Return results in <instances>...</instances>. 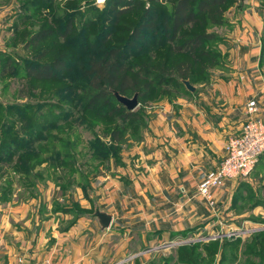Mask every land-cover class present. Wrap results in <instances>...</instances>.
I'll list each match as a JSON object with an SVG mask.
<instances>
[{
    "label": "rangeland",
    "instance_id": "374dc122",
    "mask_svg": "<svg viewBox=\"0 0 264 264\" xmlns=\"http://www.w3.org/2000/svg\"><path fill=\"white\" fill-rule=\"evenodd\" d=\"M104 1L0 0V126L6 128L0 133V140H9L10 145L8 148L0 145V237L11 242L16 256L32 257L37 246L41 247L40 251L50 253L57 243L58 246L62 244L60 250L65 251V235L78 222L97 223L93 217L96 209L113 214L116 219V213L108 212L111 202L114 205V201L118 204L122 200L117 194L115 180L124 171L123 159L126 156V159H132V148L143 140L147 126L139 134L129 131L133 120L123 122L119 113L110 112L115 102L106 110H100L101 113L96 109H83L84 103L78 100L81 92L76 88L88 82L83 75L87 62L102 57L109 47H121L130 41V31L143 18L144 11L152 8L154 13L150 12L147 20L152 19L155 28L143 30L152 47L142 52L130 49L125 62L131 64L163 53L179 42H157L163 20L169 21L171 17V2L159 0L151 4L149 0H136L127 4L126 0ZM252 1L256 2L255 7L262 8L260 14L264 22V0ZM113 10L123 12L117 20ZM68 21L74 28L72 35L66 38L53 35L35 49H22L23 32L27 35V32L53 27L63 30ZM213 31L220 36L224 34V29L214 28ZM262 37L264 39L263 31ZM138 42L142 43L141 40ZM46 47L52 49V55L36 60V54ZM204 48L215 51L211 43ZM218 49L221 51V47ZM60 52L71 56L67 60V71L49 80L33 81L25 77L26 61L42 64ZM5 60L9 63L7 67L3 66ZM193 78V92L179 87L172 98L155 101L161 97L157 95L151 102L139 103L134 110L145 107L149 122L157 103L183 100L194 94L196 87L203 88L210 83L204 75ZM102 111L106 112L103 114ZM140 119L144 121L143 117ZM122 126L125 132L119 140L111 142V131ZM100 143H105L106 147H101ZM263 156L264 153L246 179L237 181L243 183L233 192L234 215L224 218L225 226L192 228L183 235L184 242H207L221 236L225 237L222 242L229 240L227 235L240 240L251 239L255 233L264 232V229H255L264 228V177H260L264 169ZM125 186L128 188L129 184L125 183ZM230 223L235 226L227 227ZM246 243L241 242L238 256ZM263 246L264 240L259 246V256L253 259L255 264H262L264 260ZM201 254L206 257L205 251ZM15 258L17 261L18 257ZM240 258L243 263L245 258ZM205 260L206 264H213L212 259Z\"/></svg>",
    "mask_w": 264,
    "mask_h": 264
},
{
    "label": "crops",
    "instance_id": "0c3cea01",
    "mask_svg": "<svg viewBox=\"0 0 264 264\" xmlns=\"http://www.w3.org/2000/svg\"><path fill=\"white\" fill-rule=\"evenodd\" d=\"M255 5L248 0L231 9L228 26L219 27L224 29L225 65L212 71L210 83L183 100L154 106L145 137L132 148V159H123L124 171L115 180L122 200L110 203L108 212L116 213V219L112 214L109 228L78 222L65 235V251L59 243L50 253L37 246L32 257L16 256L11 242L0 237V264H35L46 258L52 264H175L176 250L191 242H184L180 232L225 226L224 218L234 215L231 200L239 182L212 189V207L197 194V185L224 158L225 143L241 129L249 101L258 103V116L264 119L263 19Z\"/></svg>",
    "mask_w": 264,
    "mask_h": 264
},
{
    "label": "trees",
    "instance_id": "16d2710c",
    "mask_svg": "<svg viewBox=\"0 0 264 264\" xmlns=\"http://www.w3.org/2000/svg\"><path fill=\"white\" fill-rule=\"evenodd\" d=\"M111 1L114 0H105L104 3ZM135 1L126 0L125 3L132 4ZM158 1L149 0L151 4ZM162 1L171 2L173 9L169 21L166 19L162 22V31L157 42L173 43L177 40L179 42L169 46L163 53H155L153 56H148L131 64L125 62L130 49L142 52L152 47L143 33L145 29L152 30L155 28L154 21L152 19L147 20L150 12L154 13V8L148 9L146 12L144 11L142 14L143 18L138 21L136 27L130 31V41L125 42L121 47H109L102 57L90 59L87 62L83 69V75L88 82L76 88L81 92L78 100L84 103V110L93 111V109H96L97 112L101 113L100 110H106L112 102H115L116 104L110 112L112 114L119 113V117L123 122L133 120L129 126V131L134 134H139L146 128L149 120L148 113L145 107L140 111L127 110L125 106L116 100L114 93L127 98H132L136 95L138 104L141 102L148 103L157 95H161V97L154 99L155 101L166 97L172 98L171 95H175L173 92H177L179 87L184 88L182 81H188L190 85H194L193 77L196 75H204L209 80L213 70L224 67L226 58L218 49L220 45L225 43V38L217 34L213 29L228 26L226 13L231 9L243 6V4L239 3V0ZM261 9H259V13H261ZM112 12L115 14L116 20L123 13L120 10H113ZM262 31L264 33V22ZM73 32L74 28L70 21L65 24L63 30H56L53 27L40 29L31 33L27 32V35L25 34L26 32H23L22 49H35L53 35L66 38L72 35ZM139 40L142 43L138 42ZM52 43L54 44L55 42ZM210 43L215 51L204 48ZM52 53L51 48H43L36 54V60L50 56ZM217 53H220L221 56L218 57ZM68 59H71V56L60 52L51 61L42 64H33L26 61L24 75L27 79L33 81L55 78L68 70ZM260 64L264 68L263 37L261 38ZM8 65L9 63L5 60L3 66L7 67ZM167 90H171V92L168 93ZM105 112L102 111L103 114ZM142 117L144 121L140 119ZM124 129L123 127L112 130L111 138L113 140L111 142L119 140L121 134L126 130ZM5 130V125L0 126V133L5 132ZM0 145L1 147H10L9 140L2 138ZM100 146L106 147V144L100 143ZM242 183L241 181L239 185ZM190 231L191 229H187L183 233H180L185 235ZM263 238L264 232L255 233L249 242L243 244L245 249L244 251L241 250L242 252L239 256L236 253L241 248V240L237 238L234 240L226 239L221 243L218 240L206 243H189L176 250L175 263L206 264L205 258H208L212 259L213 264H253V259L257 257V253L261 250ZM257 248L258 250H256ZM200 249L203 252L205 251V258L201 254V251H199ZM216 256H218V260H215ZM240 257L245 258L243 263L240 261ZM262 261V264H264V260Z\"/></svg>",
    "mask_w": 264,
    "mask_h": 264
},
{
    "label": "built area",
    "instance_id": "2783aa9c",
    "mask_svg": "<svg viewBox=\"0 0 264 264\" xmlns=\"http://www.w3.org/2000/svg\"><path fill=\"white\" fill-rule=\"evenodd\" d=\"M255 100L246 104V119L238 133L230 137L224 146V158L208 170L197 185V194L213 205L211 190L221 188L226 181L246 179L260 156L264 153V119L258 116ZM35 264H52L49 258Z\"/></svg>",
    "mask_w": 264,
    "mask_h": 264
},
{
    "label": "water",
    "instance_id": "95a60500",
    "mask_svg": "<svg viewBox=\"0 0 264 264\" xmlns=\"http://www.w3.org/2000/svg\"><path fill=\"white\" fill-rule=\"evenodd\" d=\"M245 0H239V3L243 4ZM185 89L189 92H193L194 91V87L190 85V83L188 81H182ZM116 100L122 104L123 106L126 107L127 110L133 111L137 106H138V102H137V96L134 95L132 98H127L124 96H121L117 93H114ZM93 217H95L99 227L101 230H105L108 229L111 221H112V217L110 214L104 212V211H100L99 209H96Z\"/></svg>",
    "mask_w": 264,
    "mask_h": 264
},
{
    "label": "bare ground",
    "instance_id": "6f19581e",
    "mask_svg": "<svg viewBox=\"0 0 264 264\" xmlns=\"http://www.w3.org/2000/svg\"><path fill=\"white\" fill-rule=\"evenodd\" d=\"M99 1H104V0H99Z\"/></svg>",
    "mask_w": 264,
    "mask_h": 264
}]
</instances>
